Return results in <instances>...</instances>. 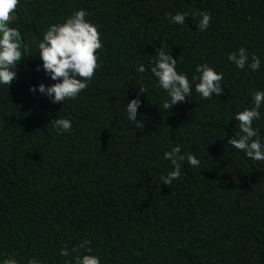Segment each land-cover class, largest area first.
I'll list each match as a JSON object with an SVG mask.
<instances>
[{"label": "trees", "instance_id": "obj_1", "mask_svg": "<svg viewBox=\"0 0 264 264\" xmlns=\"http://www.w3.org/2000/svg\"><path fill=\"white\" fill-rule=\"evenodd\" d=\"M80 9L100 33V66L76 98L52 103L38 88L56 81L31 42ZM201 11L211 14L205 31ZM177 12L188 13L183 25L166 16ZM9 27L30 47L16 79L0 84V264H75L72 249L84 240L91 253L80 254L100 264H264V161L227 144L240 131L235 113L264 91V0H19ZM161 47L192 82L168 111L150 71ZM240 47L259 57V70L228 61ZM204 63L223 75L220 97L195 91ZM131 99L142 128L128 119ZM259 111L253 127L264 143ZM56 118L71 130L54 127ZM176 145L200 167L185 160L166 186L160 176L172 165L163 154Z\"/></svg>", "mask_w": 264, "mask_h": 264}, {"label": "clouds", "instance_id": "obj_2", "mask_svg": "<svg viewBox=\"0 0 264 264\" xmlns=\"http://www.w3.org/2000/svg\"><path fill=\"white\" fill-rule=\"evenodd\" d=\"M19 5V0H0V84L9 86L16 79L14 69L22 60V51L28 52L30 44L23 43L21 32L15 27H9L13 15ZM88 13L84 9L77 10L62 23L51 24L43 33L40 41L33 40L39 49V57L42 67L51 80L56 83L50 86L40 84L38 91L50 98L52 103H63L66 99H74L88 87V82L95 75L99 68L97 52L102 49L100 33L95 25L86 19ZM200 20L198 28L201 31L207 30L211 21V14L206 11L197 13ZM172 23L183 25L188 13L177 12L166 13ZM156 51V58L151 67V73L157 78L159 86L167 93L170 100L162 103L164 110L171 109L178 102H184L192 91V82L186 74L178 73L176 70L177 60L166 52L163 47ZM237 68L244 69L245 66L252 71L260 68V59L255 54L249 57L247 49L240 47L238 51L232 52L227 57ZM39 67L37 71H39ZM143 73L146 69L143 65L136 69ZM222 73H217L208 64H199L196 67V74L192 81H195V91L203 99H211L213 95L220 97L224 94L221 87ZM36 92V88H30ZM141 93H146L143 87L139 88ZM251 108L245 107L234 115L239 122V133L236 137H229L227 144L235 149L246 153V156L255 161H264V143L261 142L259 129L253 127V122L261 118L259 109L264 105V91H253L251 93ZM140 107L139 99H131L126 104L128 119L135 123L137 128L143 127V122L137 120V110ZM50 123L57 129L67 132L72 128L71 121L63 118H56ZM59 134V133H58ZM164 159L170 161L172 169L167 175H161L160 180L166 186L181 175L182 163L193 167H200V160L193 154H181V148L176 145L171 151H166ZM90 241L84 240L78 246H74L72 252L77 253L75 264H100V259L91 254H80V249L85 253H91L87 247ZM71 253L65 247L61 249V256H69ZM2 264H17L14 257L4 258ZM27 264H40L35 258H30ZM67 264V262H66Z\"/></svg>", "mask_w": 264, "mask_h": 264}]
</instances>
